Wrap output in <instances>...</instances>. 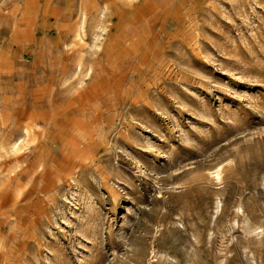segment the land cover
Segmentation results:
<instances>
[{
    "label": "rangeland",
    "instance_id": "rangeland-1",
    "mask_svg": "<svg viewBox=\"0 0 264 264\" xmlns=\"http://www.w3.org/2000/svg\"><path fill=\"white\" fill-rule=\"evenodd\" d=\"M29 1L0 0V139L17 144L0 264H264V0H124L98 50L49 28L21 52L25 27L80 6L43 18L39 0L28 23Z\"/></svg>",
    "mask_w": 264,
    "mask_h": 264
},
{
    "label": "bare ground",
    "instance_id": "bare-ground-1",
    "mask_svg": "<svg viewBox=\"0 0 264 264\" xmlns=\"http://www.w3.org/2000/svg\"><path fill=\"white\" fill-rule=\"evenodd\" d=\"M49 1L50 0H45V5L43 7V9L41 10L43 13H42V16L43 18H47L48 15H47V12L49 10H47L48 8V4H49ZM135 1V0H134ZM154 1V0H153ZM164 1V0H163ZM155 2V1H154ZM153 3V2H152ZM39 0H30L27 4V16H26V20H28V23L29 22H33V18H34V15H35V10L37 9V7L39 6ZM123 4V5H122ZM158 4V3H157ZM80 6L77 7V9L75 10V15H73V18H74V21L73 23L71 24H52V25H48V22L47 24H42L41 26H38V27H35L32 24H30L31 26H28V27H25V29H23L21 31V34H22V43L23 45H21L20 47V51L22 52V50L24 49V47L26 46H29L31 45L32 47H38L40 46L41 42H42V39L46 37L48 31L47 29L49 28H52L54 29L55 31L58 32L57 34V38L59 40H64L67 36H69L72 41L74 40H80L82 37L86 36V34L89 36L90 40L93 42V45L94 47H96V49L100 46V41H101V37H102V30L104 28V24L106 21H108L109 19H113V26L115 27H119L123 24L124 17L125 15L123 13H120L119 11V6H123V7H127V3L124 2V0H80ZM125 5V6H124ZM156 5V3H155ZM159 5V4H158ZM156 5V6H158ZM76 6V5H75ZM136 6V5H135ZM130 7V6H129ZM158 9V8H157ZM127 10V9H126ZM26 12V11H25ZM131 14L133 15L134 14V11H130ZM156 12V11H155ZM49 13V12H48ZM127 13V12H126ZM25 14V13H24ZM155 14V13H154ZM50 15V14H49ZM153 15V14H152ZM67 16V15H66ZM151 16V15H150ZM60 18V17H59ZM59 20V19H58ZM72 20V19H71ZM46 21V20H45ZM55 21V20H54ZM56 22V21H55ZM27 23V24H28ZM57 23V22H56ZM60 23V21H59ZM109 23V22H108ZM126 23V22H125ZM29 25V24H28ZM112 25V24H111ZM120 29V28H119ZM129 30V29H127ZM121 32V31H120ZM125 34V33H124ZM107 35V34H106ZM20 36V35H19ZM87 36V38H88ZM53 39V38H52ZM105 40V39H104ZM14 41H15V38H14ZM84 41V40H83ZM13 42V41H12ZM46 43V41H44ZM85 43V42H84ZM111 43V42H110ZM116 43V42H115ZM15 45V44H14ZM17 45V43H16ZM42 46V45H41ZM109 46V45H108ZM111 47H114V46H111ZM29 49V48H28ZM42 49V48H41ZM45 49V48H43ZM101 49V48H100ZM109 49V47H108ZM117 49V48H116ZM98 50V49H97ZM37 51V50H35ZM34 51V52H35ZM106 51V50H105ZM30 52V50H29ZM111 52V50H110ZM117 52V51H116ZM127 52V51H126ZM13 53V52H12ZM14 54V53H13ZM12 54V56H13ZM76 54V53H75ZM16 55V54H15ZM73 55V54H72ZM87 55V54H86ZM126 55V54H125ZM94 56V55H93ZM99 56V55H98ZM11 57V56H10ZM74 57V56H72ZM71 57V58H72ZM103 57V56H102ZM99 58V57H98ZM2 59V58H1ZM68 59V58H67ZM22 60V59H21ZM71 60V59H70ZM69 60V62H70ZM73 60V59H72ZM71 60V62H72ZM100 60V59H99ZM103 60V59H102ZM119 60V59H118ZM13 61V60H11ZM10 61V62H11ZM33 61V60H32ZM113 61V60H112ZM9 62V63H10ZM17 62V61H16ZM75 62V61H74ZM31 63V62H30ZM102 63V62H101ZM119 63V62H118ZM85 64V63H84ZM1 66V65H0ZM111 66V65H109ZM117 66V65H116ZM92 67V66H91ZM104 67V66H103ZM94 68V67H93ZM102 68V67H101ZM100 68V69H101ZM114 68V66H113ZM65 69V68H64ZM85 69V68H84ZM95 69V68H94ZM1 70V69H0ZM8 70V69H7ZM66 70V69H65ZM90 70V69H89ZM2 71V70H1ZM4 71V70H3ZM88 71V70H87ZM86 71V72H87ZM93 73V72H92ZM65 75V73H64ZM70 75V74H69ZM94 75V74H92ZM90 76V75H89ZM91 77V76H90ZM59 85V84H58ZM2 92V91H1ZM7 96V95H5ZM3 97V96H2ZM4 101V99H3ZM20 104V103H19ZM24 104V103H23ZM22 104V105H23ZM78 104V103H77ZM14 105V103H13ZM25 106V105H24ZM29 106V105H28ZM6 107V106H5ZM31 107V106H30ZM36 107V106H35ZM81 107V106H80ZM28 108V107H27ZM33 108V107H32ZM19 109V108H18ZM22 109V108H21ZM26 109V108H25ZM29 109V108H28ZM3 110V109H2ZM12 110V109H11ZM13 110H14V107H13ZM27 110V109H26ZM33 110V109H32ZM20 111V110H19ZM19 111H16L18 112L17 114H19ZM31 112V110H29ZM39 111V110H38ZM78 110H76V112H78ZM15 112V113H16ZM1 113V112H0ZM11 113V112H10ZM12 113H14V111H12ZM11 113V114H12ZM22 113V112H21ZM40 113V112H39ZM5 114V113H4ZM28 114V112H27ZM32 114V113H31ZM30 114V115H31ZM43 114V113H42ZM13 115V114H12ZM1 116V114H0ZM15 116V115H13ZM3 118L5 116H2ZM1 117V118H2ZM0 118V124H4V122H6L7 120L9 121V119L11 117H8L9 119H2L1 120ZM15 118V117H14ZM12 119V118H11ZM10 119V120H11ZM27 118L25 117V120ZM35 119V117L33 118ZM14 120V119H13ZM12 121V120H11ZM11 121H9L11 123ZM15 121V120H14ZM13 121V122H14ZM12 122V123H13ZM19 122V128H20V133H23L25 136L27 135L28 133V122L27 123H24L23 120H18L17 123ZM84 122V121H83ZM11 123V124H12ZM9 124V123H7ZM6 124V125H7ZM36 124V123H34ZM40 124V123H39ZM13 125V124H12ZM1 127L3 125H0ZM8 126V125H7ZM6 128H9L7 127ZM9 126H11L9 124ZM31 127V126H30ZM18 128V129H19ZM11 129H16V128H11ZM33 129V128H32ZM36 129V128H35ZM42 129V128H41ZM3 130V129H2ZM10 130V129H9ZM17 130V129H16ZM11 131V130H10ZM19 131V130H17ZM16 131V132H17ZM32 131V130H31ZM13 132V131H11ZM66 132V131H65ZM4 133V132H2ZM7 133V132H6ZM15 133V131L13 132ZM11 133V134H13ZM31 133V132H30ZM29 133V134H30ZM61 133V132H59ZM18 134V132H17ZM36 134V133H35ZM6 135V134H5ZM28 136V135H27ZM30 136V135H29ZM33 136V135H31ZM36 136V135H35ZM7 137V136H6ZM2 138L0 139V157L6 153H8L9 151H13L16 148V140L14 141L12 138ZM12 137V136H11ZM14 137V136H13ZM17 137V136H15ZM14 137V138H15ZM39 137V136H38ZM40 138V137H39ZM24 139V138H23ZM34 139V138H33ZM25 140V139H24ZM31 139H29L30 141ZM33 141V140H32ZM30 141V142H32ZM25 142V141H24ZM18 143V142H17ZM33 146V145H32ZM23 148V147H22ZM22 151V150H21ZM17 152V151H16ZM14 152V153H16ZM19 152V151H18ZM24 152V151H23ZM13 154V153H11ZM10 155V154H9ZM13 157V156H12ZM15 157V156H14ZM7 159V158H6ZM5 159V160H6ZM37 159V158H36ZM8 160V159H7ZM40 164V163H39ZM32 169V168H31ZM38 169V168H37ZM35 172V171H34ZM221 172H222V167L221 165H218L214 168H211L209 170H207L206 174L207 176L209 177V179H211L212 181H215V182H220L221 180ZM4 173V172H3ZM261 183H263V186H264V179L261 181ZM5 185V184H4ZM8 185V184H7ZM3 186V185H2ZM9 187V185H8ZM8 190V189H7ZM20 193V192H19ZM3 196H1L2 198ZM216 207H219V202L216 203ZM240 207L237 206V210H239ZM240 212V210H239Z\"/></svg>",
    "mask_w": 264,
    "mask_h": 264
}]
</instances>
